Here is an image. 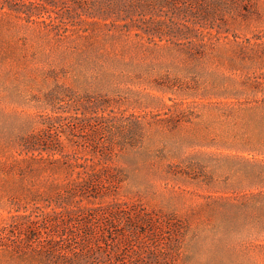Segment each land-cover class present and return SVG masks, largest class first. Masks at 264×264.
Masks as SVG:
<instances>
[{"label": "rangeland", "instance_id": "1", "mask_svg": "<svg viewBox=\"0 0 264 264\" xmlns=\"http://www.w3.org/2000/svg\"><path fill=\"white\" fill-rule=\"evenodd\" d=\"M2 2L0 264H46L43 242L105 251L93 264H264V0L203 55Z\"/></svg>", "mask_w": 264, "mask_h": 264}, {"label": "trees", "instance_id": "2", "mask_svg": "<svg viewBox=\"0 0 264 264\" xmlns=\"http://www.w3.org/2000/svg\"><path fill=\"white\" fill-rule=\"evenodd\" d=\"M14 0L2 2L1 9H14ZM17 1V0H15ZM28 17L41 16L49 10L48 5H66L68 12L61 16L64 23H77V33L90 34H134L151 44H165L193 55H203L215 46L224 34L231 31L230 20L246 16L255 0H18ZM246 13V14H245ZM48 25H55L51 20ZM85 25V26H84ZM49 128L54 118L49 119ZM35 136L29 140L27 148L53 149L50 136ZM33 213V212H32ZM61 212L52 208L36 215L38 220L49 222ZM33 214H22L25 221L23 243H34L31 229L35 227ZM44 219V220H43ZM58 242L39 244L36 248L46 264H93L92 261L105 251L92 250L88 245L79 248H62ZM90 249V250H89ZM91 255L93 257H91ZM106 258L113 261L112 251ZM117 260V259H116ZM118 261V260H117ZM157 264L155 259L152 264ZM115 264V263H114Z\"/></svg>", "mask_w": 264, "mask_h": 264}]
</instances>
